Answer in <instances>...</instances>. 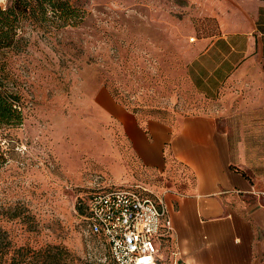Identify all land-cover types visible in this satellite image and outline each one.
<instances>
[{
	"label": "rangeland",
	"instance_id": "obj_1",
	"mask_svg": "<svg viewBox=\"0 0 264 264\" xmlns=\"http://www.w3.org/2000/svg\"><path fill=\"white\" fill-rule=\"evenodd\" d=\"M83 3L87 15L79 26L45 33L23 24L25 40L0 51V80L19 94L24 116L9 129L13 147L0 169V230L7 233L8 258L29 248L25 264H42L39 252L49 246L67 250L64 264H116L108 243L89 229L91 194L141 185L163 197L192 180L172 160L163 169L143 164L118 108L142 124L176 126L183 116L218 107L188 74L193 40L220 32L209 13L213 2ZM162 255L159 264H183L172 248Z\"/></svg>",
	"mask_w": 264,
	"mask_h": 264
},
{
	"label": "crops",
	"instance_id": "obj_2",
	"mask_svg": "<svg viewBox=\"0 0 264 264\" xmlns=\"http://www.w3.org/2000/svg\"><path fill=\"white\" fill-rule=\"evenodd\" d=\"M220 32L193 40L188 74L218 107L176 126L118 114L141 162L191 175L162 192L183 264H264V0H208ZM170 158V159H169Z\"/></svg>",
	"mask_w": 264,
	"mask_h": 264
},
{
	"label": "built area",
	"instance_id": "obj_3",
	"mask_svg": "<svg viewBox=\"0 0 264 264\" xmlns=\"http://www.w3.org/2000/svg\"><path fill=\"white\" fill-rule=\"evenodd\" d=\"M145 191L141 185L109 186L93 192L87 202L89 229L108 243L116 264H159L163 259L172 220L164 197Z\"/></svg>",
	"mask_w": 264,
	"mask_h": 264
},
{
	"label": "trees",
	"instance_id": "obj_4",
	"mask_svg": "<svg viewBox=\"0 0 264 264\" xmlns=\"http://www.w3.org/2000/svg\"><path fill=\"white\" fill-rule=\"evenodd\" d=\"M86 15L83 0H5L4 5L0 4V51L25 40L19 35L23 24L50 33L55 29L79 26L84 23ZM20 100L19 94L9 90L0 80V169L10 160L13 147L9 129L18 127L24 120ZM20 216V212L12 213V217ZM6 234L0 230V264H25L23 251L27 252L29 248H19L17 254L8 258ZM39 253L44 254L42 264H64L63 261L67 260L65 248L49 246Z\"/></svg>",
	"mask_w": 264,
	"mask_h": 264
}]
</instances>
